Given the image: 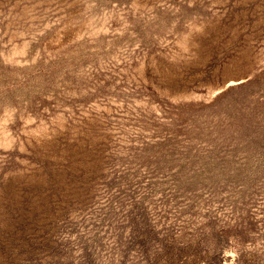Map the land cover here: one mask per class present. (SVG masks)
Instances as JSON below:
<instances>
[{
    "label": "rangeland",
    "instance_id": "rangeland-1",
    "mask_svg": "<svg viewBox=\"0 0 264 264\" xmlns=\"http://www.w3.org/2000/svg\"><path fill=\"white\" fill-rule=\"evenodd\" d=\"M0 264H264V0H0Z\"/></svg>",
    "mask_w": 264,
    "mask_h": 264
}]
</instances>
